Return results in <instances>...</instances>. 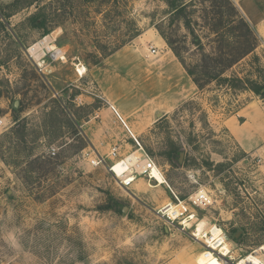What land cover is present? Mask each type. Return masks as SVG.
<instances>
[{
	"label": "rangeland",
	"instance_id": "374dc122",
	"mask_svg": "<svg viewBox=\"0 0 264 264\" xmlns=\"http://www.w3.org/2000/svg\"><path fill=\"white\" fill-rule=\"evenodd\" d=\"M33 1L0 0V264H195L205 252L192 236L197 224L223 232L224 264L248 255L264 264V102L225 87L196 89L157 30L188 63L197 59L184 19H171L164 0H67L57 15L54 0ZM232 1L259 15L251 0ZM40 9L37 24L27 22ZM191 21L199 35V20ZM254 30L258 47L226 76L264 70V19ZM48 36L64 60L47 48L45 58L29 57ZM116 44L112 55L99 54ZM110 106L166 185L151 189L156 182L138 178L122 188L90 165L85 152L109 164L111 148L122 157L135 151ZM174 148L179 163L166 160ZM198 191L211 205L194 224L158 213L174 202L171 193L185 201Z\"/></svg>",
	"mask_w": 264,
	"mask_h": 264
},
{
	"label": "trees",
	"instance_id": "16d2710c",
	"mask_svg": "<svg viewBox=\"0 0 264 264\" xmlns=\"http://www.w3.org/2000/svg\"><path fill=\"white\" fill-rule=\"evenodd\" d=\"M66 1L54 0V3H56L53 9L55 15L64 10V2ZM83 1L88 5H92L95 2V0ZM164 1L170 9L171 19H184V27L192 36L198 56L197 59L188 63L182 56L181 50L174 45L175 42L168 39L162 29L158 27L157 30L196 89L199 92H203L211 85L217 88L225 87L234 93L250 92L264 102V70L257 69L254 79L248 75L242 78L237 75L226 76L228 71L253 54L258 47L259 38L254 26L264 19V13H262L264 0H251L252 6L256 8L259 14L257 17H253L250 7L243 1L240 4V8L232 0ZM117 2L118 0L100 1L101 5L108 7H111L113 3L117 4ZM42 10L40 9L38 13L28 17L27 22L37 24L36 20ZM106 13H109V9ZM193 16H196L199 20V23L194 22L199 35L196 30L191 28ZM46 22L47 17L43 16L39 26H44ZM202 39L206 40V43H202ZM108 46L100 45L98 47V52L101 56L108 57L119 47L118 44L111 47V49ZM255 61L259 63L257 57H255ZM191 104L193 103L189 102L185 105ZM18 110L13 108V111ZM180 155L179 148L171 149L166 155V160L170 163L174 161L179 163ZM230 240L236 243L239 238L232 237Z\"/></svg>",
	"mask_w": 264,
	"mask_h": 264
},
{
	"label": "built area",
	"instance_id": "2783aa9c",
	"mask_svg": "<svg viewBox=\"0 0 264 264\" xmlns=\"http://www.w3.org/2000/svg\"><path fill=\"white\" fill-rule=\"evenodd\" d=\"M27 53L30 58L34 59L32 54L29 52V49H27ZM47 53L50 55V58L52 60H64L65 59L64 53L59 49H58V53L55 51H50V50H47ZM42 54H43L42 56V59H43L46 57V54L44 52ZM42 59H39V60H42ZM110 109L115 114L116 118L119 120V122L122 124L124 129L127 131L131 139L133 140L135 151L132 152V154L128 155L127 157L126 156L122 157L119 154L118 148L113 147L110 149L109 154L107 156V160L109 164H107L105 159H103L102 157L96 156L94 152H93L94 158H92V155L89 152H85L84 156L87 157L91 166L93 167L100 166L104 168L107 171V173L115 180V182L118 183L120 187L122 188H128L130 186L132 182H129V179L136 180L140 178L146 181L147 183L155 182L153 179V175H152V171L156 167L153 159L147 155V153L144 151L142 146L131 135L130 130L128 129L126 124L123 122L121 117L118 115L116 110L111 106H110ZM116 167L118 168L117 170H115ZM171 194L174 200V202L171 201L173 203L174 209H170L167 211L166 209H163V210L159 209L158 213H160L163 216L166 215L167 218H169L172 222L179 220L180 224H184V222L194 224L196 221H198L197 211H202L204 209H207L211 205L210 198L208 197L205 191H198L194 193L193 195H190L185 201H180L173 193ZM168 212H171V213L173 212L174 215H171V213L169 214ZM220 233H221L220 236L223 238L224 241H226V238L221 230H220ZM192 236H193V232H192ZM205 252L211 253L213 256H215L220 261L222 260L220 259V256L215 251H212V249L208 247H205Z\"/></svg>",
	"mask_w": 264,
	"mask_h": 264
},
{
	"label": "bare ground",
	"instance_id": "6f19581e",
	"mask_svg": "<svg viewBox=\"0 0 264 264\" xmlns=\"http://www.w3.org/2000/svg\"><path fill=\"white\" fill-rule=\"evenodd\" d=\"M50 42H51V37L48 36L44 40L40 41L39 43L34 44L31 48H29V52L36 59H38L42 56V49L43 48H47L50 51H55L58 53L57 49H55L54 47L51 48V46L49 45ZM85 72H86V69L84 68V66H82L81 68H79V67L77 68V73H79L80 76H82ZM248 131H249V128L244 133L248 134L249 133ZM117 169L118 168L116 167L115 170H117ZM152 175H153V179L156 182V185L155 186L148 185V188L155 189V188H159L163 185H166V181H165L164 177L162 176V174L160 173L159 169H157L155 167L152 171ZM129 182H132L130 184V186H131L135 182V179H129ZM163 209H166V211H167L170 209H174V207H173V204L171 202H167V204L161 208V210H163ZM168 213L170 214L171 212H168ZM171 215H174V213L172 212ZM197 227H198V224H197ZM197 227L193 232V237L197 241L203 243V245H205V247L212 249V251H215L221 258H226L230 255L229 244L226 241H224L223 238L220 236L221 233L217 227H211L206 232L203 231V229L201 231H199L197 229ZM263 249L264 248L262 247V248L258 249V251H262ZM258 251L254 252V253H258ZM194 259H195V264H209V263L224 264L209 252H202L201 251V253L199 252L195 256ZM246 263L261 264V262L256 257H254L253 255H248V256L240 259L237 262V264H246Z\"/></svg>",
	"mask_w": 264,
	"mask_h": 264
},
{
	"label": "crops",
	"instance_id": "0c3cea01",
	"mask_svg": "<svg viewBox=\"0 0 264 264\" xmlns=\"http://www.w3.org/2000/svg\"><path fill=\"white\" fill-rule=\"evenodd\" d=\"M171 55H172V57H174V55L171 53ZM115 110H116V108H115ZM116 112L118 113V115H119V112L116 110ZM113 113V112H112ZM113 116L115 117V119L117 120V122L118 123H120L119 122V120L116 118V116H115V114L113 113ZM120 116V115H119ZM121 117V116H120ZM122 119V118H121ZM123 120V119H122ZM124 122V121H123ZM125 123V122H124ZM121 124V123H120ZM126 124V123H125ZM122 125V124H121ZM126 126H127V124H126ZM128 127V126H127ZM122 128H123V130H125L124 129V127L122 126ZM128 129L130 130V132H131V135L135 138V135L133 134V132L131 131V129L128 127ZM126 131V130H125ZM134 131H135V134L136 135H138L140 132H139V130L138 129H136V128H134Z\"/></svg>",
	"mask_w": 264,
	"mask_h": 264
},
{
	"label": "water",
	"instance_id": "95a60500",
	"mask_svg": "<svg viewBox=\"0 0 264 264\" xmlns=\"http://www.w3.org/2000/svg\"><path fill=\"white\" fill-rule=\"evenodd\" d=\"M17 105H18V103L17 102H14V108H17ZM161 117V115L160 114H158V118H160ZM180 160H181V157H180ZM179 160V161H180Z\"/></svg>",
	"mask_w": 264,
	"mask_h": 264
}]
</instances>
